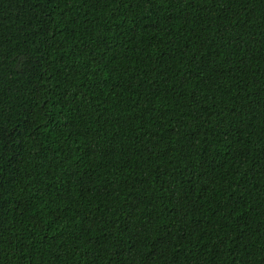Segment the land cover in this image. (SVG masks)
I'll list each match as a JSON object with an SVG mask.
<instances>
[{"label":"trees","instance_id":"1","mask_svg":"<svg viewBox=\"0 0 264 264\" xmlns=\"http://www.w3.org/2000/svg\"><path fill=\"white\" fill-rule=\"evenodd\" d=\"M0 264H264V0H0Z\"/></svg>","mask_w":264,"mask_h":264}]
</instances>
